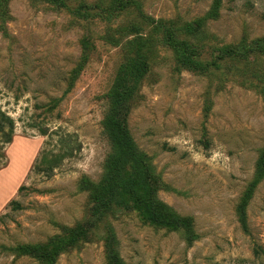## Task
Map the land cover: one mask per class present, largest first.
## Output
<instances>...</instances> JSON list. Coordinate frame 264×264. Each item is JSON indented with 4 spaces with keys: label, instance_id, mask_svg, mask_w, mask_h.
I'll use <instances>...</instances> for the list:
<instances>
[{
    "label": "rangeland",
    "instance_id": "1",
    "mask_svg": "<svg viewBox=\"0 0 264 264\" xmlns=\"http://www.w3.org/2000/svg\"><path fill=\"white\" fill-rule=\"evenodd\" d=\"M162 23L208 65L180 64ZM134 26L151 50L123 117L153 170L108 218L124 264H264V175L247 231L238 210L264 151V0H0V108L15 122L13 142L0 141V264H42L20 248L89 219L85 184L112 150L104 120ZM150 195L191 245L143 214ZM99 235L55 264H108Z\"/></svg>",
    "mask_w": 264,
    "mask_h": 264
},
{
    "label": "trees",
    "instance_id": "2",
    "mask_svg": "<svg viewBox=\"0 0 264 264\" xmlns=\"http://www.w3.org/2000/svg\"><path fill=\"white\" fill-rule=\"evenodd\" d=\"M154 23L155 21L151 19ZM202 20L198 22L200 28ZM164 33L162 37L165 43L180 48L178 62L193 69H204L208 64L199 58V48L184 39H177L176 35L163 23L157 26ZM197 27V28H198ZM141 27L130 28V33L136 35L133 43L135 49L134 56L127 57L115 81L113 90L110 92V107L105 116L104 127L108 140L112 146L110 154L104 163V174L98 183L86 182L85 187L91 190L93 211L89 219L78 224L74 228H65V234L57 240L51 241L43 246L21 247L23 253L37 258L42 264H55L57 257L63 251L68 250L74 243L80 240H91L96 232L104 241L108 264H124L119 253V240L113 226L108 218L117 212L118 208L124 209L128 205L126 198L130 193L135 192L143 184L150 186L148 179L149 170L153 168L149 163V158L139 150L127 127L123 117L125 105L140 86L142 79L147 75L148 57L150 53V39L141 34ZM150 43V45H149ZM147 45H149L147 47ZM264 76V73H262ZM15 132V122L0 108V141L4 144L13 142ZM257 177L250 184L245 194L242 204L239 206V216L243 228L247 231V199L254 192L259 184V178L264 175V151L257 163ZM154 190L149 193H153ZM150 195L142 206L143 214L151 219L152 223H163L173 225L177 230L184 229L189 244L195 240L193 232L180 220L164 221L159 217L158 206ZM156 203V204H155ZM13 204H18L13 202ZM19 206V204H18ZM104 226L102 227V224ZM102 230V234H101Z\"/></svg>",
    "mask_w": 264,
    "mask_h": 264
},
{
    "label": "crops",
    "instance_id": "3",
    "mask_svg": "<svg viewBox=\"0 0 264 264\" xmlns=\"http://www.w3.org/2000/svg\"><path fill=\"white\" fill-rule=\"evenodd\" d=\"M11 190V189H10ZM9 192V191H8Z\"/></svg>",
    "mask_w": 264,
    "mask_h": 264
}]
</instances>
